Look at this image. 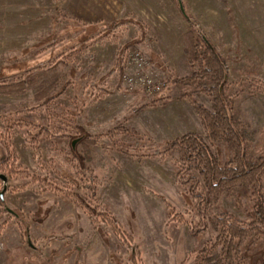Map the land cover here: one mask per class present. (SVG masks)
<instances>
[{
	"label": "rangeland",
	"instance_id": "rangeland-1",
	"mask_svg": "<svg viewBox=\"0 0 264 264\" xmlns=\"http://www.w3.org/2000/svg\"><path fill=\"white\" fill-rule=\"evenodd\" d=\"M103 7L108 16L99 11ZM59 10L81 19L80 32L100 25L102 36L79 46L81 33ZM117 20L124 26L106 36ZM193 28L225 60L230 82L264 81V0H0V84L20 78L57 82L50 96L59 93L45 105L34 98L38 86L0 95V161L8 149L27 171L26 177L0 172L7 177L5 202L0 198V264H193L192 256L214 239L196 198L178 179L180 155L141 156L189 132L205 138L199 117L181 98L192 89L172 87L149 97L127 84L138 75L163 83L190 75ZM135 51L147 59L146 68L129 62ZM193 96L211 107L207 96ZM235 110L251 130H264V96L244 91ZM117 125L143 137L129 148L133 156L107 138L84 147V140ZM41 129L58 136H40ZM213 152L223 160L230 155L223 145ZM3 185L0 180V192ZM252 207L243 190L223 197L215 213L248 222ZM245 256L248 264H261L264 247Z\"/></svg>",
	"mask_w": 264,
	"mask_h": 264
},
{
	"label": "trees",
	"instance_id": "trees-1",
	"mask_svg": "<svg viewBox=\"0 0 264 264\" xmlns=\"http://www.w3.org/2000/svg\"><path fill=\"white\" fill-rule=\"evenodd\" d=\"M185 18L190 25H194L192 18L187 15ZM189 39L191 74L182 78H168L164 82V89L170 90L172 87L192 89V94L184 93L181 98L192 106L199 117L205 138L189 132L165 141L141 156L169 159L173 153H177L181 157L178 179L183 187L192 192L200 214L208 219L215 234L212 241L206 242L192 256L193 264H248L245 254L257 245L264 247V130H251L236 113L235 102L244 91L253 96H264V81L252 78L238 84L230 82L225 60L216 53L215 47L213 49L209 45L203 31L193 28ZM234 85H237L236 90ZM30 86L40 88L34 98L38 102H44L43 105L55 102L59 95L50 96L58 86L57 82L39 83L37 79L24 78L0 84V95H8ZM197 93L209 98L210 108L194 98L193 95ZM162 96L155 99L153 104L144 105L141 111L155 106L166 94ZM40 131V136L45 135L51 140L58 136L46 129ZM56 131L59 134L61 129ZM124 136L136 140L135 144L126 143L121 139ZM102 138H107L117 150L126 151L130 155L134 154L130 153V149L138 147L140 140L143 139L140 134L123 125H117L104 134L84 140L83 145L86 149L98 146V141ZM148 141L152 143L151 139ZM221 145L230 152L229 157L224 160L213 152L214 148ZM127 148L130 149L125 150ZM6 155L7 158L0 161V172L7 171L11 177H26L27 171L16 166L17 155L8 149ZM92 179L95 180V177ZM243 190L250 193L253 202L248 222L228 212L215 213L223 197H236ZM170 208L172 207L168 206V209ZM110 222L116 235L124 240L115 220ZM195 234H199V231L195 230ZM132 261L136 263L134 256ZM182 264H188V261L185 259ZM261 264H264V257Z\"/></svg>",
	"mask_w": 264,
	"mask_h": 264
},
{
	"label": "built area",
	"instance_id": "built-area-1",
	"mask_svg": "<svg viewBox=\"0 0 264 264\" xmlns=\"http://www.w3.org/2000/svg\"><path fill=\"white\" fill-rule=\"evenodd\" d=\"M130 63H133L140 69L146 68L149 63L139 51H135L128 57ZM129 91H142L146 96H156L164 90L165 83L156 82L148 76L138 75L127 79Z\"/></svg>",
	"mask_w": 264,
	"mask_h": 264
},
{
	"label": "crops",
	"instance_id": "crops-1",
	"mask_svg": "<svg viewBox=\"0 0 264 264\" xmlns=\"http://www.w3.org/2000/svg\"><path fill=\"white\" fill-rule=\"evenodd\" d=\"M62 1H64V0H62ZM99 11L100 12L103 11L104 16L109 15V14L105 13V7H103L102 10L99 9ZM57 14L62 19L66 20L69 25L76 27L74 29L75 32H78L79 34L81 33V35H80L81 39L78 41L79 46L83 45L87 40L93 39V41H94V39L96 40L98 37L102 36L100 33L101 29H99V27H98L100 25H96V23H93V24L87 26V29H84L83 31L80 32V29H77V28H79L77 26L80 24V21H78V19L81 20L80 18H78L76 16H73V17L68 16L67 17L61 10H59ZM110 15H111L112 19L117 18V17L113 18L114 17L113 13H110ZM99 19H104V17L99 15ZM125 21H127V20H125ZM119 23H121V24H119ZM124 23H125L124 20H117V21H114L113 23H111L109 30H108L109 33L108 34L106 33L107 34L106 36L114 35L115 34L114 32L116 31V29L123 27Z\"/></svg>",
	"mask_w": 264,
	"mask_h": 264
},
{
	"label": "water",
	"instance_id": "water-1",
	"mask_svg": "<svg viewBox=\"0 0 264 264\" xmlns=\"http://www.w3.org/2000/svg\"><path fill=\"white\" fill-rule=\"evenodd\" d=\"M180 11H181V13L182 14H184V15H186V13H185V8H184V6H183V4L180 2ZM207 40V39H206ZM209 45L212 47V45L209 43ZM213 48V47H212ZM214 49V48H213ZM75 145V143L73 144V146ZM0 180H2L3 181V183H4V185H3V190L0 192V198H1V200L3 201V203L5 202L4 201V195H5V193H6V191H7V177L6 176H4V175H0ZM5 205V204H4ZM5 211H8L9 213H11V214H14L15 216H17L18 217V215L15 213V212H13L12 210H10L8 207H6V205H5Z\"/></svg>",
	"mask_w": 264,
	"mask_h": 264
}]
</instances>
